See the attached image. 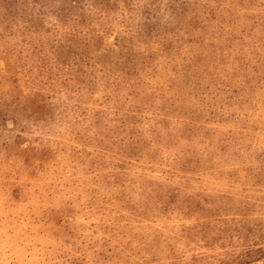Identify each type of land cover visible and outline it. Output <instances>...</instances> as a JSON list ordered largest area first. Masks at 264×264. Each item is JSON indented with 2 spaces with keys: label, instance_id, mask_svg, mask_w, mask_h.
<instances>
[{
  "label": "rangeland",
  "instance_id": "obj_1",
  "mask_svg": "<svg viewBox=\"0 0 264 264\" xmlns=\"http://www.w3.org/2000/svg\"><path fill=\"white\" fill-rule=\"evenodd\" d=\"M0 264H264V0H0Z\"/></svg>",
  "mask_w": 264,
  "mask_h": 264
}]
</instances>
